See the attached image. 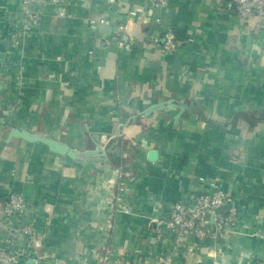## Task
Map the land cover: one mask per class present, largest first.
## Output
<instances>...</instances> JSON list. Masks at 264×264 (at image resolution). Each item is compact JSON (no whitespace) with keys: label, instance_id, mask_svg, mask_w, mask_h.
I'll list each match as a JSON object with an SVG mask.
<instances>
[{"label":"crops","instance_id":"1","mask_svg":"<svg viewBox=\"0 0 264 264\" xmlns=\"http://www.w3.org/2000/svg\"><path fill=\"white\" fill-rule=\"evenodd\" d=\"M154 1L75 0L65 15L48 4L16 37L4 15L19 0H0V221L3 202L18 192L36 208L38 231L34 258L15 264H102L106 249L122 264H159L162 254L173 264L264 260V45L253 35L256 19L241 18L232 0ZM131 11L135 41L127 48L114 36ZM103 16L112 22H92ZM166 25L189 38L177 52L163 53L150 38ZM166 100L179 106L140 114ZM10 122L82 154L8 140ZM97 142L105 155L83 154ZM210 181L234 195L239 225L192 251L166 222L178 199Z\"/></svg>","mask_w":264,"mask_h":264},{"label":"built area","instance_id":"2","mask_svg":"<svg viewBox=\"0 0 264 264\" xmlns=\"http://www.w3.org/2000/svg\"><path fill=\"white\" fill-rule=\"evenodd\" d=\"M75 0H19L13 10L7 11L4 20L12 27V34L21 37L33 29L42 18L45 6L51 4L58 15L66 14V6ZM172 0H155L154 7L167 6ZM238 15L241 18L254 17L253 35L264 45V0H232ZM136 11H131L124 20L116 26L115 40L120 46L130 47L135 41L133 29L136 24ZM160 21V19H158ZM93 23L112 22L106 16L92 19ZM132 37V38H131ZM163 53L177 52L189 41V38L174 26L166 25L161 35H153ZM129 40V41H128ZM206 190L196 192L190 198L178 199L171 209L170 218L166 222L167 228L182 245L189 241V250H197L216 243L228 232L237 231L241 209L235 197L229 190L221 187L216 181H210ZM126 186L120 183L117 186L116 200L124 198ZM211 212V217L206 213ZM36 208L21 193L14 192L3 202L1 209V235H0V264H15L19 258H34L38 252L37 236L31 216ZM264 238V233L261 234ZM102 264H122L119 257H115L111 249H106L102 257ZM171 254L158 256L157 263L173 264ZM264 264V260L256 261ZM209 264H216L215 262Z\"/></svg>","mask_w":264,"mask_h":264},{"label":"water","instance_id":"3","mask_svg":"<svg viewBox=\"0 0 264 264\" xmlns=\"http://www.w3.org/2000/svg\"><path fill=\"white\" fill-rule=\"evenodd\" d=\"M166 106L170 108H174L175 106H179L176 102L172 100H166L158 103H153L140 112L141 115H149L154 110H161L164 109ZM183 106L180 105V111L183 110ZM10 130L8 133V140L12 138H21L28 142H41L45 144L51 151L57 152L63 155L70 156L71 158H77L78 155L82 154L76 148L70 146L66 141L48 136L43 135L38 132H33L28 130L22 126L14 124L10 122ZM107 149L103 147L99 142H97V147L95 149H90L83 154L85 155H105ZM158 150L156 148L150 147L148 151V159L151 161H155L158 158ZM211 212L206 213V217H211Z\"/></svg>","mask_w":264,"mask_h":264}]
</instances>
